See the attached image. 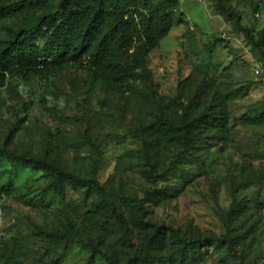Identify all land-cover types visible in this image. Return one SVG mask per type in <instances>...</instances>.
Returning <instances> with one entry per match:
<instances>
[{"label":"rangeland","instance_id":"374dc122","mask_svg":"<svg viewBox=\"0 0 264 264\" xmlns=\"http://www.w3.org/2000/svg\"><path fill=\"white\" fill-rule=\"evenodd\" d=\"M59 2L52 0L54 9ZM221 4L258 41L264 0ZM176 13L147 58L155 92L187 103L216 90L230 112L225 138L191 154L157 140L155 110L142 89L120 96L82 62L7 80L0 85V148L96 177L127 227L109 210L82 241L41 233L80 227L104 193L59 182L44 168L11 174L0 150V252L23 264H114L113 256L118 264H264V39L249 40L216 0H179ZM44 14L0 16V44ZM211 235L234 238L235 253L210 242L185 251V243Z\"/></svg>","mask_w":264,"mask_h":264},{"label":"trees","instance_id":"16d2710c","mask_svg":"<svg viewBox=\"0 0 264 264\" xmlns=\"http://www.w3.org/2000/svg\"><path fill=\"white\" fill-rule=\"evenodd\" d=\"M6 1L0 0V16L31 14L40 10H45V14L35 24L16 30L0 44V85L20 76L45 73L67 63L82 62L120 96H134L142 89L155 110L151 127L157 140L172 143L184 153L191 154L199 144L212 146L216 140L225 138L230 112L216 90L207 100L198 93L187 103L183 102L182 95L167 102L165 96L155 92L153 72L148 67L147 58L173 27L179 0H60L57 9H54L52 0H22L14 4H6ZM216 1L229 18L235 19L237 28L249 40L258 43L264 39L262 31L256 41L249 29L241 24L239 15L222 6L221 0ZM240 90L237 88L232 93ZM171 107L173 110L169 111ZM0 150L12 161L11 174L28 166L44 168L59 182L104 193L102 198L93 202L80 227L74 224L63 232L41 229V233L68 243L82 241V234L88 228L100 225L109 210L122 227H127V220L111 201L108 188L96 177L75 175L59 162L46 158L19 155L6 148ZM1 188L5 190L6 186ZM135 224L146 225L142 218H136ZM207 242L216 249L226 244L235 253V239L217 235L185 243L184 249L195 252L199 244L205 246ZM0 258L9 264H23L5 252H0ZM111 261L118 264L116 256L111 257Z\"/></svg>","mask_w":264,"mask_h":264},{"label":"built area","instance_id":"2783aa9c","mask_svg":"<svg viewBox=\"0 0 264 264\" xmlns=\"http://www.w3.org/2000/svg\"><path fill=\"white\" fill-rule=\"evenodd\" d=\"M261 71H262V69H258V70H257V72H261Z\"/></svg>","mask_w":264,"mask_h":264}]
</instances>
